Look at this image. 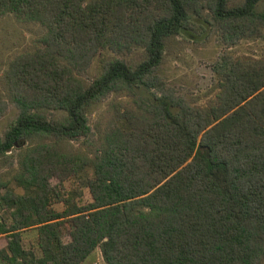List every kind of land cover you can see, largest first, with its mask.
Segmentation results:
<instances>
[{"label":"trees","instance_id":"16d2710c","mask_svg":"<svg viewBox=\"0 0 264 264\" xmlns=\"http://www.w3.org/2000/svg\"><path fill=\"white\" fill-rule=\"evenodd\" d=\"M260 1L0 0V17L46 30L45 46L17 55L6 71L19 114L0 137V155L33 136L51 139L27 151L16 177L24 193H2L0 185L12 220L0 217V264H81L97 248L106 264L260 263L264 57L224 55L204 105L167 87L158 73L168 41L196 29L192 15L220 26L227 39L262 34ZM133 46L147 56L135 67L106 55ZM97 56L100 73L87 82L80 76ZM138 84L158 89L155 104L118 111L94 158L65 151L64 140L91 137L94 103ZM7 109L0 96V116ZM47 110L66 118L48 119ZM71 177L91 201L79 204L60 191ZM28 229L37 236L31 248L24 246Z\"/></svg>","mask_w":264,"mask_h":264},{"label":"rangeland","instance_id":"374dc122","mask_svg":"<svg viewBox=\"0 0 264 264\" xmlns=\"http://www.w3.org/2000/svg\"><path fill=\"white\" fill-rule=\"evenodd\" d=\"M244 0H229L231 6L242 4ZM256 10L264 13V0H261ZM196 23V29L187 33H181L168 41L162 65L158 70L159 75L166 82L167 87L187 98L194 104L204 105L214 96L216 74L214 64L224 55L234 59L261 58L264 57V32L260 35L249 34L239 39H227L220 26L209 25L196 15H192ZM46 30L39 24L24 23L18 21L12 15L0 17V96L8 102L7 111L0 116V137H4L6 131L17 118L19 111L13 104L5 79L10 62L17 55L35 51L45 46L43 39ZM109 57H118L126 61L131 67H135L146 59V51L143 47H134L131 51L120 53L112 50L106 53ZM101 69V57L97 56L89 69L81 74V78L87 82L95 79ZM160 95L158 89L147 87L143 84L136 85L131 91H114L102 100L94 103L89 111V124L92 135L90 138L67 139L62 142L65 151L78 155L95 157V153L102 151L106 143V137L111 132L118 111L127 108L136 110L145 109L146 106L157 102L156 96ZM48 119L63 121L66 113L58 110H47ZM42 136H33L22 140L5 154L0 155V185H3L2 193L8 187L17 193H24V187L16 178L23 168L27 151L40 143L50 141ZM92 173V170H90ZM54 183H58L55 180ZM6 185V186H4ZM66 197H76L79 204L91 201L88 188L82 185L77 177H71L59 187ZM59 210L66 208L64 203L55 204ZM0 217L8 224L12 222L11 210L0 204ZM69 223L66 224L65 233L68 235ZM24 246L31 248L36 242V232L28 229L23 232ZM6 245L5 234L0 233V246ZM81 264H106L100 248H97ZM259 264H264V257Z\"/></svg>","mask_w":264,"mask_h":264}]
</instances>
